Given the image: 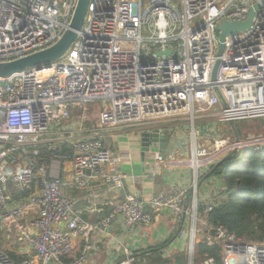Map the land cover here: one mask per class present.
<instances>
[{"label": "built area", "instance_id": "1", "mask_svg": "<svg viewBox=\"0 0 264 264\" xmlns=\"http://www.w3.org/2000/svg\"><path fill=\"white\" fill-rule=\"evenodd\" d=\"M256 2L264 0H90L82 29L65 55L40 70L0 78V216L20 217L21 208L7 206L20 197L36 208L32 225L37 230L29 253L18 261L0 245V264H49L67 256L72 257L67 264H87L96 248L94 235L112 233L119 218L125 229L134 230L169 207L183 220L187 190L181 187L147 201L126 194L111 204L107 197L105 204L112 208L104 218H84L66 190L93 197L96 184L115 191L125 188L123 155L106 144L114 131L136 134L186 118L191 166L201 177L230 150L264 145V137L236 143L233 134L219 133L202 144L195 126L198 118L222 123L264 118V5L248 30L226 37L212 81L217 25L246 20ZM77 3L0 0V61L54 44L69 27ZM166 50L169 55L158 54ZM95 100L105 106L90 123L84 113ZM75 110H82L79 121L73 118ZM66 163L68 175L62 177ZM198 197L197 188L194 239L197 233L214 232L208 242L221 245V264H264V237L250 242L223 225H212L206 216L212 204L201 216ZM78 244L80 252L73 254ZM123 250L127 258L119 264H134L132 252L125 246ZM201 264L218 263L208 256Z\"/></svg>", "mask_w": 264, "mask_h": 264}, {"label": "crops", "instance_id": "2", "mask_svg": "<svg viewBox=\"0 0 264 264\" xmlns=\"http://www.w3.org/2000/svg\"><path fill=\"white\" fill-rule=\"evenodd\" d=\"M84 116H86L85 113ZM75 120L79 121V119ZM215 123V121L208 118H198L195 126L199 132L203 133L205 128L209 130ZM166 125L168 129H175L174 133L171 134L166 157L162 160L161 158L157 159V154L154 153L150 162L143 161L139 147H136L135 150H133V147L128 150L125 145H120V140L126 136L122 131H114L106 136V144L116 154L123 155L120 170L127 174L125 188L121 191H115L96 184L92 190L96 193V196L93 197L87 191L66 190V194L76 200V207L82 210L84 218L87 220L104 218L112 208V205L105 204L107 197L111 204L122 199L126 194H136L147 201L172 187H181L187 192L192 188L195 173L191 166L190 124L186 118H183L179 122H169ZM168 132L170 134V130ZM135 140L137 141V136ZM117 142H119V145L116 144ZM199 142L202 144L207 143V139L203 137L200 139L199 136ZM127 154L130 156L128 157ZM68 167L69 163H66L65 168L61 171L62 177H67ZM7 206L10 210L21 208L22 214L13 220L3 219L0 216V245L7 255L9 253L15 254L17 259H12L18 261L20 260L19 257L26 256L29 253L32 247L30 237L37 234L36 228L32 225V221L36 216V208L29 206L25 199H20V197L10 200ZM174 218L169 207L156 211L150 223L154 228L151 229L149 236L143 241L137 238V232H140L144 226L127 230L124 227L123 220L119 218L114 223L112 233L94 235V240L97 242L96 248L90 253L87 264H118V262L120 263L127 258L123 246L132 252L134 264H138L137 261L140 259L141 254H150L154 251L161 254L164 247L172 246L176 240H174L173 234L176 225ZM172 222L174 223L173 226H171ZM164 240L166 242L158 246ZM168 241L169 243L166 244ZM150 243L156 244L152 246ZM119 246L122 248H118ZM183 249L184 243L183 248L179 251H183ZM79 252L80 244L76 246L73 254ZM49 264H67V262L62 260L61 262H51Z\"/></svg>", "mask_w": 264, "mask_h": 264}, {"label": "trees", "instance_id": "3", "mask_svg": "<svg viewBox=\"0 0 264 264\" xmlns=\"http://www.w3.org/2000/svg\"><path fill=\"white\" fill-rule=\"evenodd\" d=\"M255 129L264 126V119ZM241 121L235 122L240 135L243 133ZM243 153L242 161L238 156ZM213 170L208 178L217 177V186L220 187V199L212 204V209L207 212V220L212 225H223L238 237L254 242L264 237V145H250L239 150L232 158L225 160ZM205 200H200L198 211L204 215L207 209ZM182 225V222H180ZM215 236L214 232L200 234L201 241L197 244V255L200 258L212 256L218 264L222 263V249L219 243L210 245L208 236ZM170 241V240H169ZM169 241L166 243L168 244ZM162 248V247H161ZM10 258L17 259L15 254L9 253ZM25 255L19 257L24 258ZM150 263L165 264L167 260L154 251L150 254H141L139 260L144 262L149 258ZM72 257H64L69 262ZM137 261V263H138ZM147 262V261H146Z\"/></svg>", "mask_w": 264, "mask_h": 264}, {"label": "water", "instance_id": "4", "mask_svg": "<svg viewBox=\"0 0 264 264\" xmlns=\"http://www.w3.org/2000/svg\"><path fill=\"white\" fill-rule=\"evenodd\" d=\"M89 2L90 0H78L69 27L63 33L60 39H58L51 46L21 57L0 61V78H8L15 74L22 73L30 69L40 70L44 67L50 66L52 62L56 61L57 59L65 55L69 51L72 43L75 41L78 32L81 31L82 29L88 11ZM263 5L264 2L263 3L256 2L254 5L250 6L248 11V18L246 20H242V21L223 20L220 24L217 25V30L219 31L218 51L216 55L217 56L216 63L212 72V81H215L217 78V71L221 63L220 56L224 49L226 37L234 32L248 30L254 21L257 11L261 9ZM158 54L160 56L163 54L169 55L170 52L168 50L159 51ZM214 89L221 98L222 103L225 104V100L218 86L215 85ZM228 124L232 129L234 142L241 143L242 140H241L240 132L237 129L235 122L229 121ZM168 130H170V134ZM172 133H174V128L168 129L162 127H150V128H144L138 130L136 136H137V141L139 142V149H140V154L142 156V160L146 161V154L148 152H154L156 154L158 153L160 154L161 160L164 159L168 152ZM238 151L239 150L237 148L230 150L227 154L222 156L220 160L215 164L216 167L221 163H223L225 160L232 158L234 155L238 153ZM221 155L222 153H220L218 156ZM212 172L213 170L210 173L202 176L200 179L197 172L195 173V185L186 194V199L184 202V218L182 220L181 228L183 227L184 220L186 217V212L189 208V204L193 203V206L196 207L195 202L197 199L198 186H200L206 180V178H208L211 175ZM194 230H195V225L193 223L192 236H191V249H190V263H192V254L194 250ZM165 242L166 240L160 242L158 246L163 245Z\"/></svg>", "mask_w": 264, "mask_h": 264}, {"label": "rangeland", "instance_id": "5", "mask_svg": "<svg viewBox=\"0 0 264 264\" xmlns=\"http://www.w3.org/2000/svg\"><path fill=\"white\" fill-rule=\"evenodd\" d=\"M105 104L102 102V100H95L92 102H88L86 104L87 111H85V117L88 119L90 123H93L97 120L100 109L104 107ZM84 106H77V109L82 108ZM81 114L82 110H75L73 112V118L75 119H81ZM264 119V118H263ZM212 126L209 130L206 128L203 130V133H201V138H209L213 140L217 136L224 137L226 134H229V136L232 135V129L229 128L228 123H222V122H217ZM262 122V119H248L241 121V125L243 127V133L240 135L241 139L244 142L250 141L253 138L257 137H264V126L260 129H255L253 128L254 126H258ZM211 131V132H210ZM219 133V135H218ZM124 135H126L122 140H120L121 144L120 145H125L128 150L136 149V147H139V142L136 141V135L133 132H124ZM212 136H211V135ZM114 136V135H113ZM186 136L188 137V134L186 133ZM119 145V142L116 143ZM154 152H148L146 154V161H149L153 158ZM239 161H242L243 159V153H241L238 156ZM212 166H215L214 164ZM209 167V170L211 167ZM200 175L202 173L200 172ZM201 176H199V179ZM217 177L213 176L212 178H206V180L198 187V193L200 194V197H198V200L206 199L205 202L208 203H214L216 200L220 199L219 193H220V187L217 186ZM199 204V203H198ZM199 212V211H198ZM199 215L200 212H199ZM194 209H193V203L189 204V209L187 210V214L184 220L183 227L181 228L180 222H182L181 219H175V230L173 232L174 234V244L171 246H166L162 250L161 257L166 261L165 264H178L179 261L181 264H201L203 261V258H200L199 255H197V244L201 241L200 234L197 233L195 235L194 239V250H193V258H192V263H190V249H191V236H192V228H193V223H194ZM203 216V215H201ZM173 222L171 226H173ZM199 225V224H198ZM154 226L152 225H146L140 232H137V238L140 241H143V239L147 238L151 232V229H153ZM184 241H183V240ZM183 243H184V249L183 251H179L181 248H183ZM152 246L156 243H150ZM140 249V248H138ZM137 249V250H138ZM142 249V248H141ZM175 249V251H173ZM149 258V257H148ZM147 261L146 264H151L150 262L152 261L150 258ZM145 261L141 263V261H138V264H145ZM179 263V264H180ZM155 264H159L158 262L155 261Z\"/></svg>", "mask_w": 264, "mask_h": 264}]
</instances>
